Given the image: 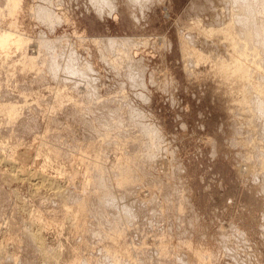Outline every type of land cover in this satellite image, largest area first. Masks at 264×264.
I'll list each match as a JSON object with an SVG mask.
<instances>
[{
    "label": "rangeland",
    "instance_id": "374dc122",
    "mask_svg": "<svg viewBox=\"0 0 264 264\" xmlns=\"http://www.w3.org/2000/svg\"><path fill=\"white\" fill-rule=\"evenodd\" d=\"M114 2L112 14H99L88 0H0V34L27 40L0 52V162L5 155L56 179L13 180L11 166L0 163V264H264V120L252 116L255 91L249 110V101L239 106L244 83L212 67L241 55L249 84L264 89V1L235 22L230 36L225 28L243 14L230 2L152 0L141 8ZM39 3L60 18L53 27L36 18ZM194 23L218 32L203 36ZM243 24L252 30L247 46ZM112 37L135 42L126 48L130 59L113 60L102 45ZM43 39L55 41L54 49L47 52ZM182 40L200 61L182 58ZM47 57H56V76ZM65 61L84 77L63 71ZM132 61L143 68V88L132 83ZM117 159L129 160L134 176L127 192L110 185L121 174ZM100 176L120 203L101 200L94 185ZM54 181L67 190L68 209L46 190ZM128 212L135 213L125 223L119 218ZM32 232L58 260L43 258Z\"/></svg>",
    "mask_w": 264,
    "mask_h": 264
},
{
    "label": "bare ground",
    "instance_id": "6f19581e",
    "mask_svg": "<svg viewBox=\"0 0 264 264\" xmlns=\"http://www.w3.org/2000/svg\"><path fill=\"white\" fill-rule=\"evenodd\" d=\"M18 1V0H17ZM50 1L51 0H39V2H42V4L43 3H50ZM89 1V3H90V5L93 7L92 9H94V11L97 13H99V14H102V13H109V14H112V11H113V9L115 8V0H88ZM125 1V4L127 3V5H131V6H134V7H138V8H141L143 5H145V4H148V3H150V2H152V0H124ZM224 2H225V4L227 5V2H230L232 5H230V6H233L232 8H234V5L236 6L235 8H237L238 9V12L239 11H241V12H243V14L242 13H240V15H244L245 14V16H242V19L240 18L241 16L237 13V15H235V17L233 16V19H232V21L228 24V26H227V28H225V31L227 32L226 33V35L228 36H230L231 35V31H232V29H233V27H234V24H235V22L236 23H238V22H244V21H246L247 20V18L249 19V17L247 16V14H249L250 12L251 13H254L255 12V6H256V4L257 3H259V2H263L264 0H256V1H254V0H252V2H248L247 0H223ZM55 2V1H54ZM57 2V1H56ZM21 3V2H20ZM18 4V3H17ZM234 4V5H233ZM252 4H255L254 6L252 5ZM46 5V4H45ZM49 5V4H48ZM50 5H51V3H50ZM57 5V4H56ZM37 6V5H36ZM37 9L36 10H34L33 12L36 14V18L39 20V21H41V23H44L45 25H47V26H49V27H53L54 26V22H58V21H60L59 19V17L56 15V13H53V11L52 10H50V8L49 7H44V6H41V4L39 3V5L36 7ZM231 8V9H232ZM115 10V9H114ZM233 10V9H232ZM232 10H231V12H232ZM236 10V9H235ZM222 11V10H221ZM234 11V10H233ZM237 11V10H236ZM220 12V11H219ZM223 12V11H222ZM233 13V12H232ZM222 15V14H221ZM220 15V16H221ZM232 15H234V14H232ZM35 16V15H34ZM223 16V15H222ZM216 17V16H215ZM218 17V16H217ZM260 17V16H259ZM221 18V17H220ZM240 18V19H239ZM260 18H262V19H264V14L260 17ZM259 18V19H260ZM219 19V18H218ZM213 20V19H212ZM62 21V20H61ZM191 22V21H190ZM189 26V25H188ZM192 26V25H191ZM191 26H189L190 28H192ZM196 28H195V27ZM194 26H193V28H194V30L196 31L197 30V28H198V32L201 34V35H203V36H208V35H210L211 34V32H218V30L216 29V30H209L210 32H207L206 31V29L205 28H202L201 26H200V24L199 25H195V23H194ZM239 28H241L239 31L242 33H245V37H247V40H246V45H244V46H247L248 44H250L249 43V40H250V35H251V32H252V30L251 29H248V26H246L245 24H243L242 26H240ZM191 30V29H190ZM15 33L14 32H3V33H1L0 34V52H4V51H7V50H9L10 49V47H12L13 45H17V46H21L22 44H23V42L24 41H27V40H24V39H22V38H20V36L19 35H14ZM264 35V34H263ZM19 36V37H18ZM21 36H23V35H21ZM43 38V37H42ZM26 39V38H25ZM41 39V38H40ZM144 39V38H143ZM182 39L184 40V39H186V38H184L183 36H182ZM44 40V39H43ZM48 40V39H47ZM46 39L44 40V45L43 44H41V45H43L44 47H46V51L48 52V51H50L49 49L51 48V47H53L54 45L53 44H55V41H59V39L57 40L56 38H55V41L52 43V42H50V40L49 41H47ZM99 40V39H98ZM139 40H141V38L139 39ZM146 39H144L143 40V43L144 42H146L145 41ZM182 40V41H183ZM187 41L189 40L190 41V39H186ZM92 41V40H91ZM95 41V42H94ZM96 39H94L92 42H94V43H96ZM132 41L133 40H130L129 39V37H127V38H118V37H112V38H106L105 40H104V44L102 43V45H105V49H107V50H109V52L110 53H112L116 58H113V60H115V59H117V60H120V61H123V60H128V59H130L129 57H130V55H129V52H126V50H128V49H126L127 48V46L128 47H132V46H134L135 45V42L133 41V43H134V45H132L133 43H132ZM42 43H43V41H41ZM41 42H39V43H41ZM63 42V41H62ZM61 42V43H62ZM98 42V41H97ZM100 42V41H99ZM184 43H182L181 44V53H182V58L183 59H185V57L187 56V55H189L190 56V58H191V56L192 57H194V58H196V59H199V61H200V59H201V54L200 53H198V51H196L195 50V48H191L192 46L190 45V43L189 42H185V41H183ZM38 43V42H37ZM60 43V42H59ZM59 43H57V44H59ZM56 44V45H57ZM65 44V43H64ZM98 44H100V43H96V45H98ZM35 45H38L39 47H40V45L39 44H35ZM55 45V46H56ZM60 45V44H59ZM58 45V46H59ZM66 45V44H65ZM137 45V44H136ZM43 46H41V47H43ZM61 46H62V44H61ZM67 46V45H66ZM15 47V46H14ZM35 47V46H34ZM41 47L39 48V49H41ZM63 47H65L64 45H63ZM101 46H99L98 48H100ZM103 47V46H102ZM101 47V48H102ZM264 47V46H263ZM15 48H17V47H15ZM22 48V47H21ZM25 48V47H24ZM35 49V48H34ZM39 49H38V51H39ZM43 49H45V48H43ZM53 49H54V47H53ZM57 49H59V47L57 48ZM61 49V48H60ZM65 49H67V48H65ZM104 49V48H103ZM130 49V48H129ZM132 49V48H131ZM26 50V49H25ZM19 51H20V48H19ZM41 51V50H40ZM52 51V50H51ZM61 51V50H60ZM68 51V50H67ZM99 51H100V49H99ZM130 51V50H129ZM42 52V51H41ZM53 52V51H52ZM55 52V51H54ZM57 52H59V50L57 51ZM101 52H102V50H101ZM104 52L105 53H107L106 52V50H104ZM131 52V51H130ZM43 53V52H42ZM42 53H40V54H42ZM65 53V52H64ZM39 54V53H38ZM37 54V55H38ZM53 54V53H52ZM60 54V53H59ZM67 54H69V52L67 53ZM49 55H50V53H49ZM53 55H55V54H53ZM52 55V56H53ZM70 55H72V54H70ZM102 56H103V54H101ZM109 55V54H108ZM51 56V55H50ZM64 56L65 55H62V57L64 58ZM73 56V55H72ZM101 56V57H102ZM105 57H106V55H104ZM109 56H111V55H109ZM46 57V56H45ZM67 58H68V56H66ZM71 57V56H70ZM70 57H69V59H70ZM28 58H30V57H28ZM37 58V57H36ZM44 58V57H43ZM47 58H49V57H47ZM56 58V57H55ZM54 57H52V60H50V58H49V61L50 62H48L50 65H49V69L51 70V72L52 73H54V74H52V75H55L56 76V74L57 73H59V72H57V69H58V65H57V62L55 61L56 59H55ZM67 58H66V60H67ZM108 58V57H107ZM106 58V59H107ZM241 58H242V56L241 55H234L233 56V58H232V60H231V63L229 64V65H227L226 63H224V62H216V63H214V64H212V67H214L215 66V71H216V73L218 74V76H222L223 77V79L225 78L226 80H229V79H231V78H236V80H238L240 83H244V86H243V88H242V91H241V93H242V95H243V98L242 99H240V104H238V101L239 100H236V102H237V104L239 105V106H243V104H245V102H247V101H249V99H250V97H249V95H250V93H251V91L252 92H254L255 91V93H254V95H255V102L253 103L252 102V100L250 99V101H251V103H253V104H255L254 106H255V108L254 109H257V110H254V115H252V116H254L255 117V115H256V120L255 121H257L258 122V119H257V115H258V117L260 118V120H261V118H263L262 120H264V102H263V99L262 98H264V89H261V90H259V89H257L255 86H254V84H249V79L251 78L250 76H249V71H248V66H245V65H243L242 64V61H241ZM60 59V58H59ZM75 59V58H74ZM103 59H105V58H103ZM109 59H112V58H109ZM132 59V58H131ZM30 60H33L32 58H30L29 59V61ZM58 60V59H57ZM60 61V60H59ZM110 61H112V60H110ZM109 61V62H110ZM116 61V60H115ZM185 61V60H184ZM31 62V61H30ZM45 62V61H44ZM62 62V61H61ZM66 62V61H65ZM76 62V61H75ZM112 62H114V61H112ZM118 62V61H117ZM68 63H69V61H68ZM129 62H127V63H125V64H128ZM28 64V63H27ZM27 64H26V67L28 68L29 66H27ZM32 64V63H31ZM41 64V63H40ZM70 64V63H69ZM69 64H67V62H66V67H64V69L65 70H63V71H68L69 69H70V66H69ZM86 64V63H85ZM84 64V65H85ZM113 65L115 64V63H112ZM139 64V63H138ZM23 65V64H22ZM22 65H21V67H22ZM30 65V64H29ZM87 65V64H86ZM85 65V66H86ZM112 65V67H114V68H116L117 66L115 65V66H113ZM129 65H130V67H131V70L133 69V71L135 72V73H132L130 76H132V79H134V81L132 82L133 84L135 83L136 85H139L140 87H144V83L143 82H141V78H140V76L142 75V73H143V71H142V69H141V66L139 67V68H135V67H132L133 65H135L134 63H133V61L131 62V63H129ZM129 65H128V67H129ZM32 66H34V65H32ZM36 66V65H35ZM62 66V65H61ZM73 67H72V70L70 69V74H72L73 76H74V74H77V72L78 71H76L75 69H74V65H72ZM90 66V65H89ZM252 66L255 68V70H256V72H258V70H259V66L257 67V65H255V63H252ZM24 67V66H23ZM82 67V66H81ZM83 68V67H82ZM86 68H88V66L86 67ZM28 69H30V68H28ZM31 69H33V68H31ZM47 69V68H46ZM79 69V68H78ZM77 69V70H78ZM83 69H85V68H83ZM48 70V69H47ZM49 70V71H50ZM82 72H84L83 70H81ZM142 71V72H141ZM80 72V71H79ZM79 72H78V74L77 75H80V76H83V74L81 75V74H79ZM66 73V72H65ZM81 73V72H80ZM87 73V72H86ZM85 73V74H86ZM70 74H67V75H70ZM89 75V74H88ZM60 76V75H59ZM86 76H87V74H86ZM86 76H85V78H86ZM54 77V76H53ZM84 77V76H83ZM82 77V78H83ZM71 78V77H70ZM81 78V79H82ZM135 78H136V80H135ZM130 79V78H129ZM89 80V79H88ZM256 82H257V80H256ZM257 85H258V83H257ZM146 87V86H145ZM141 88V89H142ZM261 93V94H260ZM239 95V94H238ZM240 96V95H239ZM56 97H57V95H56ZM262 97V98H261ZM64 99H66V98H64ZM71 99V98H70ZM61 100V99H60ZM250 101L249 102H247L246 104H248V105H244V106H247V109H248V106L250 105ZM235 102V103H236ZM243 106V107H244ZM250 108H253V107H250ZM249 110V109H248ZM246 111V110H245ZM251 111V110H250ZM253 111V110H252ZM255 111H257V112H255ZM244 112V111H243ZM257 113V114H256ZM252 114V113H251ZM250 114V115H251ZM132 116V115H131ZM142 118V117H141ZM145 118V117H144ZM259 120V121H260ZM264 123V122H263ZM254 124V123H253ZM251 125V124H250ZM261 125H263V124H261ZM263 130V129H262ZM145 131H146V134H148V133H150V135L152 134V136L151 137H153L154 139L156 138L157 140H155V142H152V143H159V140H158V133L155 131V130H152V129H150V128H146L145 129ZM264 131V130H263ZM263 131L261 132V133H263ZM149 135V136H150ZM112 137V136H111ZM151 140H152V138H150ZM157 141V142H156ZM151 143V142H150ZM149 143V144H150ZM161 143V142H160ZM165 144V143H164ZM163 144V145H164ZM148 145V144H147ZM150 146V145H149ZM161 146H162V143H161ZM152 147V146H151ZM150 148V147H149ZM164 148V147H163ZM143 149V148H142ZM146 150V149H145ZM158 150H160V149H158ZM165 150V149H164ZM48 151V150H47ZM49 153V152H48ZM133 153V152H132ZM146 153V152H145ZM163 153V152H162ZM138 154V153H137ZM150 154V153H149ZM161 154V153H160ZM156 155V154H155ZM5 156V155H4ZM3 155H1V157H2V160H1V162H3V163H7V165H10L11 166V168H10V174H11V178L13 179V180H27L28 182H33L34 180H35V178H37V177H47V178H49V179H45V180H43V182H45V181H47V182H49L50 180H56V179H54V178H52V177H50V176H48V175H36V173L34 174V172H28V171H25L24 169H23V167H21L20 165H19V163H17L14 159L13 160H10V159H7V158H9V157H7V158H5ZM87 156V155H86ZM146 156V155H145ZM154 156V155H153ZM163 156V155H162ZM48 157V156H47ZM46 157V158H47ZM147 157H149V156H147ZM159 157V156H158ZM86 158V157H85ZM124 158V157H123ZM150 158V157H149ZM162 159L164 158V157H161ZM95 159V158H94ZM97 159V158H96ZM142 159V158H141ZM148 159V158H147ZM161 159V160H162ZM165 159V158H164ZM53 160V159H52ZM76 160H77V158H76ZM118 160V159H117ZM122 160V159H121ZM54 161V160H53ZM84 161V160H83ZM119 161V160H118ZM123 161V160H122ZM119 161L121 164H119V162L117 163V165H119L120 166V169H118V170H120L121 171V174L119 175V178L117 177V181H113V183H112V181H111V183H110V185H113V187H116V190L117 189H123V186H124V190H126L127 188L129 189V187L131 186V183H132V178H134V176L132 177V175L130 174V171L131 170H129L131 167L129 166V160H125V162L123 161ZM0 162V163H1ZM49 162V161H48ZM50 162H52V161H50ZM82 162V161H81ZM132 162V161H131ZM131 162H130V165H131ZM135 162V161H134ZM88 163V162H87ZM133 163V162H132ZM133 165V164H132ZM119 166H118V168H119ZM262 166H264V165H262ZM32 168V167H31ZM32 169H34V168H32ZM143 169V168H142ZM35 171H38L36 168L34 169ZM63 170V169H62ZM66 170V169H65ZM58 172V171H57ZM56 173V172H55ZM60 173V172H59ZM118 174V173H117ZM66 175V174H65ZM147 176V175H146ZM59 178V177H58ZM105 177H103V176H100V178L99 179H97V183H95L94 182V185H97V188L96 189H98V191H101V197H102V199L101 200H106L105 202V205H107L108 206V204H110V205H114V203L113 202H117L118 200L120 201H122L123 199H121V198H119V197H117V196H115V192L112 194V193H109L107 190H108V188H107V185H106V183H105V179H104ZM138 178V177H137ZM263 178V177H262ZM90 180V179H89ZM86 181L85 183L86 184H89L90 185V181ZM135 180V179H134ZM137 180V179H136ZM263 181V180H262ZM89 182V183H88ZM84 182H83V184L84 185H86ZM51 185H52V187L51 188H48V189H46L47 191H50L49 193L51 194V196H53L54 198H59L60 199V201L63 203V205H64V208H66V209H68L67 207H65L66 205H67V201H66V199H67V193H66V189H63L62 188V186H60V185H58V183H56V181H54V182H52V183H50ZM81 184V183H80ZM84 185H82L80 188V193H85L86 191L84 190V191H82L83 190V187H85ZM89 185H87V186H89ZM86 186V187H87ZM135 186V185H134ZM92 187V186H91ZM110 188V187H109ZM85 189H87V188H85ZM88 189H89V187H88ZM87 189V190H88ZM95 189V190H96ZM111 189V188H110ZM113 189H115V188H113ZM37 191H39V190H41L40 188H37L36 189ZM66 190V191H65ZM75 190V189H74ZM73 191V190H72ZM89 191V190H88ZM113 191V190H112ZM122 191V190H121ZM121 191H119V192H121ZM118 192V191H117ZM123 192V191H122ZM126 192H127V190H126ZM125 192V193H126ZM77 193V192H76ZM75 193V194H76ZM79 193V194H80ZM96 193V192H95ZM77 195V196H79L80 197V195ZM86 194V193H85ZM119 195H121V194H119ZM118 195V196H119ZM82 196V195H81ZM84 196H86V195H84ZM83 196V197H84ZM69 197H70V195H69ZM82 198V197H81ZM87 198V197H86ZM98 198V197H97ZM123 198H124V196H123ZM96 199V198H95ZM125 199V198H124ZM72 200V199H71ZM89 200V199H88ZM100 200V201H101ZM118 201V202H119ZM165 201V200H164ZM90 202V201H89ZM88 202V203H89ZM97 202H99V200L97 201ZM104 203V202H103ZM120 203V202H119ZM124 203V202H123ZM98 204H100V203H98ZM102 204V203H101ZM100 204V205H101ZM92 205V204H91ZM77 206V205H76ZM80 206H81V209H80V211L81 212H84L85 211V209H86V201L84 202V201H81V203H80ZM93 206V205H92ZM92 206H91V208H92ZM94 206H96V205H94ZM90 207V206H89ZM106 207V206H105ZM122 207V206H121ZM114 208V207H113ZM119 208V207H118ZM179 208V207H178ZM93 209H94V207H93ZM93 209H91V210H93ZM97 209V208H96ZM96 209L94 210V211H96ZM123 209H125L124 207H123ZM77 210V209H76ZM90 210V209H89ZM90 210V211H91ZM99 210V209H98ZM117 210V209H116ZM70 211V210H69ZM79 211V213L81 214V212ZM87 211V210H86ZM134 211V210H133ZM66 212H68V210H66ZM78 212V211H77ZM77 212L75 211L74 213H75V215H77ZM92 212V211H91ZM92 213H96V212H92ZM91 213V214H92ZM135 213V212H134ZM134 213H132V212H128V214H126V215H124V216H122V217H120L119 219L120 220H122L123 222H127L128 220H131L132 219V216L134 215ZM85 214V213H84ZM66 215V214H65ZM117 215V214H116ZM67 216V215H66ZM80 216V215H79ZM75 217V216H74ZM93 217V216H92ZM80 218V217H79ZM76 219V218H75ZM78 219V218H77ZM76 219V220H77ZM69 220V219H68ZM82 220V219H81ZM70 221V220H69ZM129 222H131V221H129ZM78 223H80V224H82L81 222H79L78 221ZM84 224V223H83ZM113 224H114V222H113ZM119 224V223H118ZM118 224L116 225V223H115V227H116V229H117V226H118ZM74 226V225H73ZM81 226V225H80ZM83 227V226H82ZM118 227H120V226H118ZM229 227V226H228ZM74 228V227H73ZM115 229V230H116ZM121 229V228H120ZM228 229V228H227ZM117 231H119L118 229L116 230V232ZM124 231H125V229H124ZM124 231H121V232H124ZM121 232H118V233H121ZM237 232V231H236ZM85 233V232H84ZM118 233H115V235L117 236V234ZM114 234V233H113ZM114 235V236H115ZM119 235V234H118ZM124 235V234H123ZM111 236V235H110ZM110 236H107V237H110ZM106 237V238H107ZM29 238H30V240L33 242V243H35V245L37 246V248H38V250H39V252H41L42 253V256H43V258L44 259H48V260H54L55 258H57V260H58V253H55V252H53L52 254H48V252H47V254L45 253V251L43 250V247H42V245H40V239H41V237H40V234H37V233H34V232H32V233H29ZM111 238V237H110ZM114 238V237H113ZM117 238H119V237H117ZM109 239V238H108ZM110 241H112V240H110ZM115 244V243H114ZM113 245V244H112ZM111 246V245H110ZM113 246H115V245H113ZM109 248V247H108ZM120 248V247H119ZM163 248V247H162ZM60 249V248H59ZM114 249V248H113ZM116 249V248H115ZM109 250V249H108ZM107 251V250H106ZM111 252H112V250H111ZM118 252V251H117ZM114 253V252H113ZM196 254H197V252H195ZM195 254V255H196ZM198 256H199V254H197ZM198 259V258H197ZM200 259V258H199ZM204 259V258H203ZM202 259V260H203ZM116 260V259H115ZM205 260V259H204ZM203 263V262H202Z\"/></svg>",
    "mask_w": 264,
    "mask_h": 264
}]
</instances>
